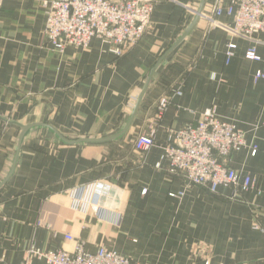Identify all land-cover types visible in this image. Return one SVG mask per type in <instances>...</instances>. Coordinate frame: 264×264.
I'll list each match as a JSON object with an SVG mask.
<instances>
[{
	"label": "crops",
	"instance_id": "crops-1",
	"mask_svg": "<svg viewBox=\"0 0 264 264\" xmlns=\"http://www.w3.org/2000/svg\"><path fill=\"white\" fill-rule=\"evenodd\" d=\"M48 1L0 0V264H48L29 250L71 252L67 235L87 252L103 247L136 264H202L189 259L192 247L209 264H264V80L253 81L264 70V33L258 63L244 58L248 42L232 36L225 14L220 27L198 20L181 40L195 20L185 8L207 14L216 0H161L126 55L98 38L57 53L43 33ZM229 42L237 48L226 64ZM162 97L169 104L154 146L125 150L147 132ZM208 109L244 133L246 147L229 165L255 190L238 198L187 188L155 168L172 132ZM129 123L104 143L56 135L105 139ZM177 192L181 200L169 197ZM94 197L99 209L84 203Z\"/></svg>",
	"mask_w": 264,
	"mask_h": 264
},
{
	"label": "built area",
	"instance_id": "built-area-1",
	"mask_svg": "<svg viewBox=\"0 0 264 264\" xmlns=\"http://www.w3.org/2000/svg\"><path fill=\"white\" fill-rule=\"evenodd\" d=\"M159 0H50L45 2L46 20L44 37L54 52L63 53L67 47L87 48L94 38L108 46L117 58L141 40L150 25V19ZM136 8L139 14L130 18ZM187 12L196 13L187 7ZM233 18L229 29L232 36L248 42L244 58L261 62L256 43L257 36L264 33V0H216L209 13L201 17L209 28L220 27L217 18L221 15ZM196 15V14H195ZM122 16H129L124 18ZM91 24H88V19ZM237 46L229 42L226 46V64L234 56ZM264 80V70L254 73L253 81ZM177 95L180 93L177 91ZM168 97H162L157 105L160 118L167 105ZM154 130L138 136L133 142L136 152L145 153L154 146ZM246 147L244 133L234 124L218 117L215 109L203 112L195 125H185L168 137L163 154L155 168L173 178L181 179L186 187L199 186L212 194L220 189L230 190L231 198L255 190L253 179L233 169L230 157ZM256 148H252L254 155ZM143 194L145 191L142 192ZM184 192L169 194L182 199ZM98 197L95 203L99 204ZM99 206V205H98ZM66 240L73 242L71 252L65 250L40 251L30 249L28 256L45 260L48 264H135L115 251L98 248L96 252L85 251L83 242L70 235ZM26 264V263H25ZM206 264H209L206 262Z\"/></svg>",
	"mask_w": 264,
	"mask_h": 264
},
{
	"label": "rangeland",
	"instance_id": "rangeland-1",
	"mask_svg": "<svg viewBox=\"0 0 264 264\" xmlns=\"http://www.w3.org/2000/svg\"><path fill=\"white\" fill-rule=\"evenodd\" d=\"M161 0H159V2H160ZM158 2V3H159ZM158 3H156V5L158 4ZM156 7V6H155ZM155 9V8H154ZM185 9H188L187 7L185 8ZM188 10H190V9H188ZM198 9H196V11H197ZM187 11V10H186ZM202 13H203V8H202ZM137 14H139L138 12H137V9L136 8H134L133 9V11H132V13H130V18H134V16L135 15H137ZM196 14V13H195ZM205 14V13H204ZM197 15V14H196ZM196 15H195V17H196ZM122 17H124L125 19L126 18H129V16H122ZM198 20H203L201 17H199L198 16V18H197ZM197 20V21H198ZM204 21V20H203ZM88 24H91V19L89 18L88 19ZM150 22H151V19H150ZM205 22V21H204ZM234 25V24H233ZM143 37V36H142ZM100 39V38H99ZM140 41V40H139ZM138 41V42H139ZM136 45V44H135ZM134 45V46H135ZM133 46V47H134ZM132 47V48H133ZM131 48V49H132ZM130 49V50H131ZM129 50V51H130ZM128 51V52H129ZM127 52V53H128ZM209 110V109H208ZM205 112V111H204ZM202 114V113H201ZM200 114V115H201ZM157 116V111H156V115H155V117H154V120H153V122L151 123V124H149V125H147V132L146 133H149L150 132V130L151 129H153L154 130V128L156 127V125H157V121H158V119L159 118H157L156 117ZM161 117V116H160ZM185 126V125H184ZM182 128V127H181ZM146 133H141V134H139L138 136H140V135H144V134H146ZM125 134V133H124ZM123 135V134H122ZM137 136V137H138ZM120 137V136H119ZM81 140H83V139H81ZM115 140V139H114ZM68 141V140H67ZM77 141H79V140H76V141H69L70 143L69 144H73V143H77ZM113 141V140H112ZM133 142H134V140H133ZM133 142H132V144H130V143H127L125 146H124V149L125 150H130V149H132V150H134V148H133ZM81 143H83V142H81ZM130 146H131V148H130ZM135 151V150H134ZM136 152V151H135ZM148 152V151H147ZM137 154H141V155H143L144 153H139V152H136ZM95 200H96V198L94 197V198H91V199H88V200H85L84 201V203H85V205L87 204L88 206H91V207H93V208H96V209H99V207H98V204H96L95 203ZM181 200V199H180ZM78 202H80V201H78ZM68 241V240H67ZM103 248V247H102ZM104 249H106V248H104ZM106 250H108V249H106ZM109 251H112V250H109ZM207 256H206V251H203V249L202 248H200V247H192V248H190V250H189V259H191V258H193V260H200V262L202 263V264H206V262L208 263V259H205ZM198 258H200V259H198ZM132 263H134V262H132ZM136 264V263H135Z\"/></svg>",
	"mask_w": 264,
	"mask_h": 264
},
{
	"label": "water",
	"instance_id": "water-1",
	"mask_svg": "<svg viewBox=\"0 0 264 264\" xmlns=\"http://www.w3.org/2000/svg\"><path fill=\"white\" fill-rule=\"evenodd\" d=\"M204 1V0H203ZM202 1V3H203ZM202 8L203 6H200V8L196 11V17H195V20L193 21L192 25L187 29V31L184 33V35L182 36L181 40L190 32V30L192 29V27L195 25V23L197 22V18L198 16L202 13ZM180 42V40H179ZM178 42V43H179ZM140 99L141 97L139 98L136 106H135V109H134V112H133V115L135 114V112L137 111L138 109V106H139V103H140ZM133 117V116H132ZM132 119V118H131ZM131 121V120H130ZM130 125V123L126 126V128L123 130V132H121L120 134L116 135V136H113V137H110V138H105V139H83V140H79L77 141V143H81V142H85V143H104V142H108V141H111V140H114L116 139L117 137L121 136L122 134H124L128 128V126ZM34 126H27L25 127L22 132H21V135H20V139H19V143H18V148L17 150L19 151L20 149V144H21V141H22V138L23 136L25 135V133ZM54 131V130H53ZM55 132V131H54ZM56 133V132H55ZM56 135L64 142V143H70L69 141H67L66 139H64L62 136H60L59 134L56 133ZM15 164V162H14Z\"/></svg>",
	"mask_w": 264,
	"mask_h": 264
}]
</instances>
